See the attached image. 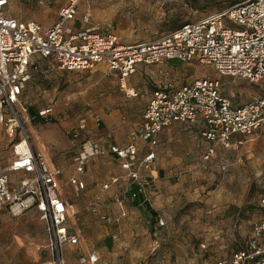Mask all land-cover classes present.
I'll use <instances>...</instances> for the list:
<instances>
[{
	"label": "rangeland",
	"instance_id": "rangeland-1",
	"mask_svg": "<svg viewBox=\"0 0 264 264\" xmlns=\"http://www.w3.org/2000/svg\"><path fill=\"white\" fill-rule=\"evenodd\" d=\"M39 1L17 0L22 18L33 21L44 17L50 26L57 23L67 0L44 6L38 5ZM243 1L83 0L76 20L66 28L74 32L113 31L122 42L136 44ZM42 64L39 71L31 73L17 110L35 152L65 170L61 181L64 199L80 210L81 219L87 216L91 221L89 228H81L79 247L66 246V264H82L81 258L88 253L99 258L96 264H218L246 249L253 225L264 220V132L233 149L217 148L207 159L212 147L204 141L203 125H176L166 130L155 150L158 179L150 190V200L140 206L129 199L133 186L127 178L108 191L102 189L113 177H124L120 161L114 157L92 162L86 175L87 188L79 193L69 183L73 174L69 161L74 147L86 140L103 147L127 145L157 88L174 90L200 78H215L222 82L224 95L241 106L264 96V82L220 78L212 67L198 61L166 62L142 67L128 81L137 94L131 98L105 67L65 72L51 63ZM31 110L40 119H33ZM48 110H53V116L43 120L40 114ZM82 119L89 121V129L75 142L72 132ZM96 119L101 120L100 127ZM21 133L11 136L0 123L1 169L14 160V146L21 142ZM146 173L151 175L152 171ZM18 177L12 176L15 181ZM97 196L103 198L108 217H102L98 207L94 213L90 206ZM116 198L124 200L122 208L115 203ZM116 206L127 214L125 222L114 223ZM156 216L164 219L165 228H158ZM96 218L103 221L97 223ZM156 238L161 248L154 251ZM49 245L47 224L35 210L19 217L0 213V264H47L53 260Z\"/></svg>",
	"mask_w": 264,
	"mask_h": 264
},
{
	"label": "built area",
	"instance_id": "built-area-1",
	"mask_svg": "<svg viewBox=\"0 0 264 264\" xmlns=\"http://www.w3.org/2000/svg\"><path fill=\"white\" fill-rule=\"evenodd\" d=\"M42 1L51 4L59 0ZM82 1L67 0L59 11V21L45 28L15 19L8 10L10 0H0V123L5 124L11 136L22 132L21 142L14 146V160L8 167L0 168V213L19 217L35 210L39 214L47 224L50 237L53 260L47 264H66V246L78 247L81 241L70 232L73 221H77L78 209L61 193L65 170L52 166L34 151L17 110L31 73L38 70L40 63H51L65 72H88L105 67L131 98L137 94L128 81L140 68L166 62L198 61L212 67L220 78L253 84L264 82V0H245L170 34L136 44L122 42L113 31L67 30V24L76 20ZM223 91L222 82L210 77L174 90L157 88L151 94L140 126L131 132L125 146L106 148L95 141L80 142L89 129V121L82 119L71 136L80 142L69 161L74 171L69 181L71 187L78 193L86 190V173L91 161L112 156L120 161L124 177H113L102 189L108 191L127 178L136 188L128 191L129 199L135 202L143 198L146 203L156 175L158 178L155 150L166 130L176 125H203L204 141L212 147L207 159L217 148L233 149L264 132V96L236 106ZM52 116L53 110L40 114L43 120ZM95 122L97 127L101 126L100 119ZM146 170L152 174L148 175ZM14 175L19 176L16 181L12 178ZM100 202L97 196L90 204L94 213ZM115 203L122 208L124 200L116 198ZM155 223L160 230L166 227L160 216ZM252 232L245 250L218 264H264V220L256 222ZM159 247L161 242L156 238L154 251ZM81 260L82 264L89 260L95 264L99 258L91 255L89 260Z\"/></svg>",
	"mask_w": 264,
	"mask_h": 264
},
{
	"label": "crops",
	"instance_id": "crops-1",
	"mask_svg": "<svg viewBox=\"0 0 264 264\" xmlns=\"http://www.w3.org/2000/svg\"><path fill=\"white\" fill-rule=\"evenodd\" d=\"M20 1H26V0H20ZM60 1H62V0H60ZM60 1H56V2H53V3H48V2H45V1H42V0H40L39 2H38V5H40V6H44V4H50V5H53V4H55V3H59ZM12 2V3H11ZM14 5V6H13ZM19 2H17V0H10V8H8V10H9V13L15 18V19H17V20H19L20 22H22V23H29V22H33V23H38V24H40V25H43V27H45V28H51V27H53L55 24H53V25H49V24H47V19L46 18H44V17H40V18H32V20L33 21H30V20H25L24 18H22L23 16L21 15V12L19 11ZM61 9V8H60ZM140 69H142V68H140ZM139 72V71H138ZM163 134V133H162ZM162 134H161V136H160V139H161V137H162ZM111 146H115V145H113V144H111V145H109V146H105L106 148H109V147H111ZM116 146H120V145H117L116 144ZM35 151V150H34ZM98 158H95L93 161H96ZM116 159V158H115ZM48 162H49V160H47ZM93 161H91V163H90V165H89V167H88V169H87V172H88V170H89V168H90V166H91V164H92V162ZM49 163H51L52 164V162L50 161ZM52 166H54V165H52ZM72 171H73V169H72ZM124 173V172H123ZM73 174H74V171H73ZM72 174V175H73ZM71 175V177H73ZM86 175H87V173H86ZM158 176H159V172H158ZM70 177V178H71ZM156 179H158L157 178V175H156ZM99 194V193H98ZM102 199V202H100L99 204H97V207L99 208V211H100V214L102 215V217H108V215L107 216H105V214H104V207L106 206V205H104L105 203H103V198H101ZM68 202V201H67ZM69 203V202H68ZM72 205H74V204H72ZM75 206V205H74ZM76 207V206H75ZM76 209H78L77 207H76ZM115 209L118 211L117 213H116V215H114V218H113V220H114V223L115 224H119L121 221L122 222H125L127 219H128V216H127V214L125 213V211H122V209H120V208H118L117 206L115 207ZM78 211V217H77V221L76 220H74L73 221V223H72V227H71V230H70V232H71V234H74V235H76V236H78L79 238H80V241L82 240V230H81V228H83V230H86L87 228H89V224H90V220L88 219V217L87 216H85L83 219H81V215H80V210L78 209L77 210ZM90 211V210H89ZM128 213V212H127ZM102 220V219H101ZM99 218H96V221H97V223L99 222V223H101L102 221H101ZM85 232V231H84ZM80 244H81V242H80ZM79 247V246H78ZM72 249H74V248H72ZM91 257V254H84V256L82 257V258H86L87 260H89V258ZM81 258V259H82ZM90 261V260H89ZM88 264H92V263H88ZM96 264V263H95Z\"/></svg>",
	"mask_w": 264,
	"mask_h": 264
},
{
	"label": "trees",
	"instance_id": "trees-1",
	"mask_svg": "<svg viewBox=\"0 0 264 264\" xmlns=\"http://www.w3.org/2000/svg\"><path fill=\"white\" fill-rule=\"evenodd\" d=\"M235 4H236V3H235ZM235 4H233V5H235ZM182 27H183V26H182ZM180 28H181V27H180ZM180 28H179V29H180ZM179 29H178V30H179ZM175 31H176V30H175ZM43 63H44V62H43ZM42 65H43V64L40 63V64H39V68H38V70H33L32 72H34V71H39V70L41 69V66H42ZM31 117H32L33 119H35V118L40 119V118H39V115H38L34 110H31ZM131 190H132V191H136V188L133 186V189H131ZM135 202H136V206H140L141 203H144V202H143V198H140V200H137V201H135ZM148 209H149L150 212H152L153 215H157L156 212H154L152 209H150V207H148ZM156 217H157V216H156Z\"/></svg>",
	"mask_w": 264,
	"mask_h": 264
}]
</instances>
